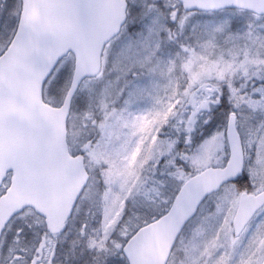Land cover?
<instances>
[{
  "label": "snow or ice",
  "instance_id": "snow-or-ice-1",
  "mask_svg": "<svg viewBox=\"0 0 264 264\" xmlns=\"http://www.w3.org/2000/svg\"><path fill=\"white\" fill-rule=\"evenodd\" d=\"M0 264H264V0H0Z\"/></svg>",
  "mask_w": 264,
  "mask_h": 264
}]
</instances>
